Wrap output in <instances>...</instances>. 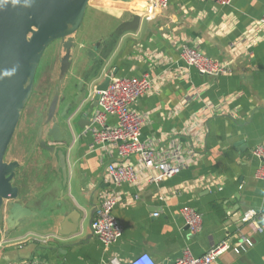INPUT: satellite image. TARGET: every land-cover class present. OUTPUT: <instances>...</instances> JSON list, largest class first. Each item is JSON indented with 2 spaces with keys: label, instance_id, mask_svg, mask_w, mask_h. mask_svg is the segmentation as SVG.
Returning <instances> with one entry per match:
<instances>
[{
  "label": "crops",
  "instance_id": "crops-1",
  "mask_svg": "<svg viewBox=\"0 0 264 264\" xmlns=\"http://www.w3.org/2000/svg\"><path fill=\"white\" fill-rule=\"evenodd\" d=\"M153 1H90L88 7L111 18L93 44L135 15L141 17L139 26L111 37L96 55L89 53L94 45L75 34L71 66L82 60V68L73 74L77 89L65 98V111L57 118L67 136L62 147L68 151V183L62 194L60 163L49 151L50 158L36 163L42 167L48 160L56 175L44 186L25 188L26 178L17 171L19 201L36 215L10 227L5 212L0 264H110L113 257L127 260L142 251L159 264H173L186 250L200 256L224 240L233 247L243 236L253 245L240 253L230 248L214 264H264V180L256 177L260 160L252 153L264 143V0H168L158 8ZM184 44L211 56L228 72L215 76L187 68L181 55ZM108 75H147L152 80V89L133 104L145 117L142 140L160 154L181 143L184 155L191 153L189 167L160 183L116 185L106 180L107 164L115 155L95 145L93 125L81 130L76 126L79 114L71 122L70 117L82 104V111L93 106L95 88ZM97 108L92 107L91 117ZM113 123L115 118L108 117L107 124ZM106 192L119 200L114 214L123 227L109 249L91 228ZM184 206L203 215L200 232H190ZM250 209L258 212L262 231L241 221ZM34 224L38 227L27 228Z\"/></svg>",
  "mask_w": 264,
  "mask_h": 264
},
{
  "label": "water",
  "instance_id": "water-1",
  "mask_svg": "<svg viewBox=\"0 0 264 264\" xmlns=\"http://www.w3.org/2000/svg\"><path fill=\"white\" fill-rule=\"evenodd\" d=\"M90 1L0 0V223L4 205L8 202L6 222L10 227H17L26 219L36 215L19 201L20 188L15 184V178L22 163L18 159L6 161L5 156L22 112L32 95L43 54L55 41L61 43L63 50L60 58V74L36 146H41L57 155L63 178L62 194L67 186L68 151L62 147L67 141V136L58 122L56 111L60 88L72 64V50L77 45L75 34L82 25ZM140 20L141 17L135 15L133 20L121 23L112 36L108 35L97 42L89 53L96 55V51L103 50L105 43L114 35L135 31ZM110 81L111 76L108 75L96 86L93 106L82 111V104L71 115L70 122L79 114V119L76 121L77 128L83 130L93 125L92 107H98L100 98L97 91L107 89ZM82 84L83 82H79V90Z\"/></svg>",
  "mask_w": 264,
  "mask_h": 264
},
{
  "label": "built area",
  "instance_id": "built-area-1",
  "mask_svg": "<svg viewBox=\"0 0 264 264\" xmlns=\"http://www.w3.org/2000/svg\"><path fill=\"white\" fill-rule=\"evenodd\" d=\"M228 4L231 0H211ZM168 0H156L152 7L167 5ZM181 55L187 68L194 67L206 75H220L228 72L225 65L220 64L211 56L196 47L184 44ZM152 89V80L147 76L117 77L112 76L109 86L100 94L98 108L93 115L92 135L95 145L102 146L108 153L115 155L106 167V180L116 185L124 183H160L163 180L179 174L192 162L191 153L184 155V147L177 142L165 152L158 153L156 148L142 140V129L145 117L133 108V104ZM114 117L115 123L107 124L108 117ZM253 155L260 160L256 177L264 180V143L258 144L252 150ZM137 199V197H136ZM118 198L111 193H104L96 206L92 221V232L104 245L105 249L115 243L123 233V227L114 214ZM6 209V207H5ZM182 215L192 234L201 231L203 215L191 206L181 209ZM157 215V214H156ZM258 212L247 210L241 221L253 226L257 231L263 227L258 220ZM2 242L0 243V247ZM250 238L243 236L233 247L228 240L213 244L200 256H194L189 250L177 258L173 264H214L219 256L232 248L240 253L252 246ZM7 264H46L39 260L11 261ZM110 264H159L148 251H142L134 257L122 260L113 257Z\"/></svg>",
  "mask_w": 264,
  "mask_h": 264
},
{
  "label": "rangeland",
  "instance_id": "rangeland-1",
  "mask_svg": "<svg viewBox=\"0 0 264 264\" xmlns=\"http://www.w3.org/2000/svg\"><path fill=\"white\" fill-rule=\"evenodd\" d=\"M105 20L107 22H105ZM108 20L110 21L108 22ZM110 22L111 18L108 17L107 14L88 7L82 25L78 30L79 38L81 39L84 35L86 43L91 45L94 37L103 33ZM96 43H92L94 47ZM62 55L63 50L59 41H56V43L50 45L45 50L38 68L32 95L22 112L15 135L5 156L6 161L19 159L24 163V166H22L21 169H18V174L24 175L27 184L24 187L29 190L34 189L35 184H38L37 187L44 186L43 183H47L51 178L53 180L56 176L52 173L53 170L51 171V164L48 160L42 167H37L36 163H41L44 157H50L49 152L41 146H38V148L35 149V143L39 136L40 128L47 117V111L58 84L60 58ZM81 68L82 60H80L79 63L74 64V66H71L64 83L60 88V99L56 111V117L58 119L65 111V107L62 110L65 98L73 96L77 89L75 86L76 80L73 77V74ZM24 181L25 179L21 182L18 177L17 182L22 184ZM7 203L4 205L1 214V224L4 223L6 212L5 207L7 206ZM33 227L37 228L38 225L34 224L27 228Z\"/></svg>",
  "mask_w": 264,
  "mask_h": 264
},
{
  "label": "flooded vegetation",
  "instance_id": "flooded-vegetation-1",
  "mask_svg": "<svg viewBox=\"0 0 264 264\" xmlns=\"http://www.w3.org/2000/svg\"><path fill=\"white\" fill-rule=\"evenodd\" d=\"M54 43H56V41L55 42H53L52 44H54ZM51 44V45H52ZM50 46V45H49ZM40 63H41V61H40ZM39 66H40V64H39ZM39 66H38V68H39ZM37 72H38V69H37ZM36 75H37V73H36ZM35 79H36V77H35ZM47 115H48V113H47Z\"/></svg>",
  "mask_w": 264,
  "mask_h": 264
}]
</instances>
